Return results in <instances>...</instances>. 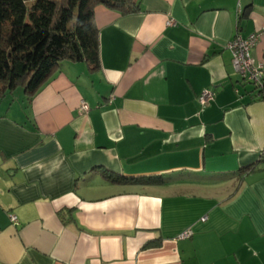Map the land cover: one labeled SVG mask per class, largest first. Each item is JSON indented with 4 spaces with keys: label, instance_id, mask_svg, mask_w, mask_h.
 <instances>
[{
    "label": "crops",
    "instance_id": "0c3cea01",
    "mask_svg": "<svg viewBox=\"0 0 264 264\" xmlns=\"http://www.w3.org/2000/svg\"><path fill=\"white\" fill-rule=\"evenodd\" d=\"M139 3L95 7L98 67L0 98V264H264V168L235 176L264 158V99L227 47L255 34L264 66V0Z\"/></svg>",
    "mask_w": 264,
    "mask_h": 264
},
{
    "label": "trees",
    "instance_id": "16d2710c",
    "mask_svg": "<svg viewBox=\"0 0 264 264\" xmlns=\"http://www.w3.org/2000/svg\"><path fill=\"white\" fill-rule=\"evenodd\" d=\"M98 5L121 14L140 8L139 0H0V98L18 87L33 96L63 60L98 67ZM255 88L264 99V87ZM256 168H264V158L241 166L235 176L240 179Z\"/></svg>",
    "mask_w": 264,
    "mask_h": 264
},
{
    "label": "built area",
    "instance_id": "2783aa9c",
    "mask_svg": "<svg viewBox=\"0 0 264 264\" xmlns=\"http://www.w3.org/2000/svg\"><path fill=\"white\" fill-rule=\"evenodd\" d=\"M174 23L173 21L168 24ZM256 36L252 34L247 38H243L241 35L236 34L233 40H231L227 47L231 52V62L234 70L242 75L243 79L251 82L257 88L264 87V66L255 65L252 56L251 49L254 46ZM214 98V92L208 89L203 90L198 96L197 101L199 104V110H202L211 102ZM84 110L88 109V106L81 103ZM202 219H205L203 217ZM12 223L17 224L15 215H10ZM192 234L191 229H186L178 236L179 238H187Z\"/></svg>",
    "mask_w": 264,
    "mask_h": 264
},
{
    "label": "rangeland",
    "instance_id": "374dc122",
    "mask_svg": "<svg viewBox=\"0 0 264 264\" xmlns=\"http://www.w3.org/2000/svg\"><path fill=\"white\" fill-rule=\"evenodd\" d=\"M20 94H23L24 95V91H21V87H18V88H16V89L13 90V93L12 94H9L8 95L9 96L8 98L13 99V101H19V100L21 101L22 99L20 98V96H21Z\"/></svg>",
    "mask_w": 264,
    "mask_h": 264
}]
</instances>
